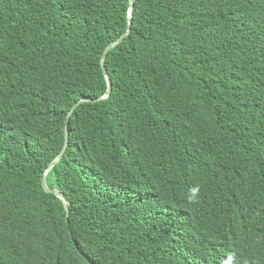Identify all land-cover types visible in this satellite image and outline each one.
Wrapping results in <instances>:
<instances>
[{
	"label": "trees",
	"instance_id": "obj_1",
	"mask_svg": "<svg viewBox=\"0 0 264 264\" xmlns=\"http://www.w3.org/2000/svg\"><path fill=\"white\" fill-rule=\"evenodd\" d=\"M0 0V264H264V0Z\"/></svg>",
	"mask_w": 264,
	"mask_h": 264
},
{
	"label": "water",
	"instance_id": "obj_2",
	"mask_svg": "<svg viewBox=\"0 0 264 264\" xmlns=\"http://www.w3.org/2000/svg\"><path fill=\"white\" fill-rule=\"evenodd\" d=\"M134 2H135V0H130V9H129V18H128V29H127V31L120 38H118L115 42H113L110 45H108V47L105 49V51H104V53H103V55L101 57V66L103 68V71H104V73H105V75L107 77L108 84H109L107 92L103 96H101V97H99L97 99L82 98L79 101H77L73 105V107L69 110V113H68V116H67L66 127H65V131H66L65 144H64L62 150L50 162V164L48 165V167L46 168V170L44 172L43 179H42V186H43L44 190L48 191V192H51V193L55 194L58 198H60L62 200V202L64 203L65 207H67V201H66L63 193L61 191H59L58 189H56V188L49 187L48 181H47L48 174L51 171V169L55 166V164L62 158V156L65 153V150H66L67 144H68V139H69V118L74 113L76 107L82 102H95V101L102 100L105 97H108L110 95L111 90H112V82H111L110 76L108 74L107 68L105 66L106 56H107V53L109 52V50H111L112 48L116 47L119 43H121L124 40L125 37H127L130 34V32H131L130 21H131V16H132V13H133Z\"/></svg>",
	"mask_w": 264,
	"mask_h": 264
}]
</instances>
